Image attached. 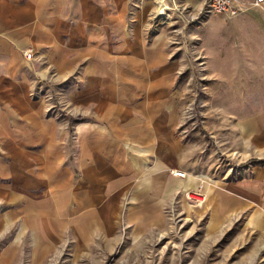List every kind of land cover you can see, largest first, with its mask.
I'll return each mask as SVG.
<instances>
[{
    "label": "crops",
    "instance_id": "1",
    "mask_svg": "<svg viewBox=\"0 0 264 264\" xmlns=\"http://www.w3.org/2000/svg\"><path fill=\"white\" fill-rule=\"evenodd\" d=\"M239 2L264 36V14ZM199 7L0 0V264H218L205 256L233 251L264 264V109L229 141L244 149L234 169L194 166L173 137L165 31L202 24Z\"/></svg>",
    "mask_w": 264,
    "mask_h": 264
},
{
    "label": "rangeland",
    "instance_id": "2",
    "mask_svg": "<svg viewBox=\"0 0 264 264\" xmlns=\"http://www.w3.org/2000/svg\"><path fill=\"white\" fill-rule=\"evenodd\" d=\"M241 13L232 17L198 13L203 23L188 24L187 29L184 24L196 17L183 16L177 29L171 23L165 31L164 51L173 65L172 92L176 94L178 110L173 137L186 146L194 166H240L244 149L234 148L229 141L238 138L244 119L264 109V36L253 30ZM187 194L201 197L202 201L186 198ZM182 196L191 205L204 202L199 189L183 191ZM175 244L174 250L178 248ZM220 244L224 245V241ZM260 254H254L252 264H259ZM178 257L181 261L177 264L184 263V255H174L170 262ZM240 258L233 251L206 255L205 262L236 264Z\"/></svg>",
    "mask_w": 264,
    "mask_h": 264
},
{
    "label": "built area",
    "instance_id": "3",
    "mask_svg": "<svg viewBox=\"0 0 264 264\" xmlns=\"http://www.w3.org/2000/svg\"><path fill=\"white\" fill-rule=\"evenodd\" d=\"M200 2V7L198 13L201 15L215 14L227 17L236 16L241 11V6L239 0H198ZM252 4L257 6L264 12V0H252ZM25 58H29L30 52H25ZM171 174L176 177H182L183 172L180 170H173ZM186 198L194 200L196 202H201L202 198L195 195L187 194Z\"/></svg>",
    "mask_w": 264,
    "mask_h": 264
},
{
    "label": "bare ground",
    "instance_id": "4",
    "mask_svg": "<svg viewBox=\"0 0 264 264\" xmlns=\"http://www.w3.org/2000/svg\"><path fill=\"white\" fill-rule=\"evenodd\" d=\"M159 14H160V17L164 19V13H163V9H162V6L159 7ZM158 15V14H157ZM168 18V17H167ZM184 175V174H183ZM183 177V176H182Z\"/></svg>",
    "mask_w": 264,
    "mask_h": 264
}]
</instances>
